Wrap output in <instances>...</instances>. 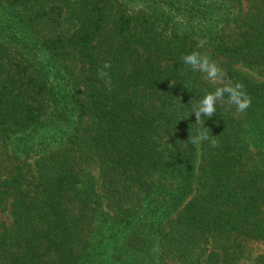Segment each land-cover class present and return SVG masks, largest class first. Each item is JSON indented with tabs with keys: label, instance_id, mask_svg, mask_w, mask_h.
I'll list each match as a JSON object with an SVG mask.
<instances>
[{
	"label": "trees",
	"instance_id": "16d2710c",
	"mask_svg": "<svg viewBox=\"0 0 264 264\" xmlns=\"http://www.w3.org/2000/svg\"><path fill=\"white\" fill-rule=\"evenodd\" d=\"M130 2L0 0V264H237L264 244V82L234 68L264 69V0ZM194 51L251 97L202 115L216 147L188 140L220 86Z\"/></svg>",
	"mask_w": 264,
	"mask_h": 264
},
{
	"label": "clouds",
	"instance_id": "9594fccd",
	"mask_svg": "<svg viewBox=\"0 0 264 264\" xmlns=\"http://www.w3.org/2000/svg\"><path fill=\"white\" fill-rule=\"evenodd\" d=\"M205 41L201 40L198 47H203ZM182 62L190 67L194 72H200L204 74V78L214 85H220L215 87L212 92H206L205 95L199 99L193 101L192 113L195 114L196 124L199 125L196 135H190L188 140L193 145H200L203 141H208L212 147H216L218 142L215 136L211 135L208 128L203 127V116L212 117L216 112L217 103L227 104L229 106H235V110L238 113L245 112L251 106V97L244 90V85L241 82L234 84L225 83V73L216 62L210 59L207 54H201L194 51L185 54L181 57ZM111 67L110 63L105 62L103 69ZM99 76L104 79V83L109 91H111L112 84L111 79L104 70L99 71Z\"/></svg>",
	"mask_w": 264,
	"mask_h": 264
},
{
	"label": "rangeland",
	"instance_id": "374dc122",
	"mask_svg": "<svg viewBox=\"0 0 264 264\" xmlns=\"http://www.w3.org/2000/svg\"><path fill=\"white\" fill-rule=\"evenodd\" d=\"M132 1V0H131ZM141 2V4H140ZM131 3V2H130ZM142 3H145V0H134L133 7L136 5L141 6ZM140 4V5H139ZM136 6V7H138ZM4 7H0V22L6 21L9 11ZM234 68H236L239 72L245 74L250 80L254 82H264V69L261 68H248L240 63H237L234 65ZM87 171H89L90 174H92L96 180H97V188L96 192L101 195L100 187H99V178H98V169L95 165H91ZM11 222V215L9 211V201L6 202V204L3 206V208L0 210V229L2 230L4 227H7L9 223ZM215 243H213V246ZM245 253H247V256L240 261L237 262V264H253L255 258L260 255L264 254V244L257 241H250L247 242ZM166 264H180V261L177 258L168 257L166 260Z\"/></svg>",
	"mask_w": 264,
	"mask_h": 264
}]
</instances>
